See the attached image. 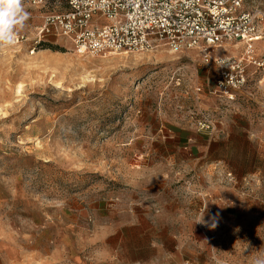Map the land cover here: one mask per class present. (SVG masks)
Listing matches in <instances>:
<instances>
[{
    "label": "rangeland",
    "instance_id": "1",
    "mask_svg": "<svg viewBox=\"0 0 264 264\" xmlns=\"http://www.w3.org/2000/svg\"><path fill=\"white\" fill-rule=\"evenodd\" d=\"M67 6L24 0L26 26L0 46V264H253L264 36L232 101L196 50L80 54L42 31ZM245 6L264 11V0Z\"/></svg>",
    "mask_w": 264,
    "mask_h": 264
},
{
    "label": "built area",
    "instance_id": "2",
    "mask_svg": "<svg viewBox=\"0 0 264 264\" xmlns=\"http://www.w3.org/2000/svg\"><path fill=\"white\" fill-rule=\"evenodd\" d=\"M246 1L68 0L65 11L46 15L42 31L56 30L80 54L143 52L162 45L196 50L219 68L218 93L235 101L248 83L246 61L253 43L264 36V11L246 8ZM229 43H245V55L212 54Z\"/></svg>",
    "mask_w": 264,
    "mask_h": 264
},
{
    "label": "clouds",
    "instance_id": "3",
    "mask_svg": "<svg viewBox=\"0 0 264 264\" xmlns=\"http://www.w3.org/2000/svg\"><path fill=\"white\" fill-rule=\"evenodd\" d=\"M29 15L24 0H0V46L14 42L18 31L26 26ZM211 227H215V224ZM253 264H264V251L259 252Z\"/></svg>",
    "mask_w": 264,
    "mask_h": 264
},
{
    "label": "crops",
    "instance_id": "4",
    "mask_svg": "<svg viewBox=\"0 0 264 264\" xmlns=\"http://www.w3.org/2000/svg\"><path fill=\"white\" fill-rule=\"evenodd\" d=\"M182 248H184V247H179L180 250H182ZM176 258L178 259V255L176 256Z\"/></svg>",
    "mask_w": 264,
    "mask_h": 264
},
{
    "label": "bare ground",
    "instance_id": "5",
    "mask_svg": "<svg viewBox=\"0 0 264 264\" xmlns=\"http://www.w3.org/2000/svg\"><path fill=\"white\" fill-rule=\"evenodd\" d=\"M233 47V46H232ZM230 48V47H229ZM232 50V49H231Z\"/></svg>",
    "mask_w": 264,
    "mask_h": 264
}]
</instances>
